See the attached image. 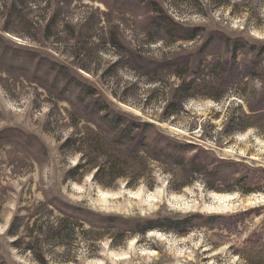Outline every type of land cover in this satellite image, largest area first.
Masks as SVG:
<instances>
[{
  "label": "rangeland",
  "instance_id": "1",
  "mask_svg": "<svg viewBox=\"0 0 264 264\" xmlns=\"http://www.w3.org/2000/svg\"><path fill=\"white\" fill-rule=\"evenodd\" d=\"M0 264H264V0H0Z\"/></svg>",
  "mask_w": 264,
  "mask_h": 264
},
{
  "label": "trees",
  "instance_id": "2",
  "mask_svg": "<svg viewBox=\"0 0 264 264\" xmlns=\"http://www.w3.org/2000/svg\"><path fill=\"white\" fill-rule=\"evenodd\" d=\"M190 30V29H189ZM198 30H197V28H192V33H189V34H187V36H188V38L187 39H190V40H192L198 33ZM236 51H237V49H234L233 50V53H235L236 54ZM181 73V72H180ZM179 72H177V75L178 74H180ZM180 76V75H179ZM192 83H193V81H189L188 83H186V82H183L182 84H181V86H179V91H182V92H185V93H187L188 92V88H190L191 87V85H192ZM183 94V93H182ZM94 106H95V104H94ZM95 110H96V114L97 115H99V112H101L100 110V107H95ZM97 118H99V117H97ZM101 118V121H103L104 122V129H107V130H120V126H121V124H122V122H121V117H119V116H110V113L109 114H104V115H102V117H100ZM96 124V123H95ZM98 125V124H97ZM145 125H148V124H145ZM136 128H138V125L136 126ZM102 129V128H101ZM104 131V130H103ZM126 132H128V133H131L132 132V130L131 129H129V128H125L124 130H123V133H124V135H123V138L125 139V136H126ZM129 136V135H128ZM130 140H128V142H129ZM138 143H139V145H137L138 147L137 148H143V149H146L147 147H146V143H143V142H140V141H138ZM147 150V149H146ZM82 167V164H77L76 165V168L75 169H79V168H81ZM102 172V168H97V170H96V174H95V176H97L99 173H101ZM82 214H87L85 211H83V210H81V209H79V208H72V210L71 211H69V213H63V215L65 216L64 218H62L61 220H60V222L61 221H63V222H70L72 225H74V226H76V227H78V226H83V224L86 222V220H87V222H88V219H86V215H82ZM64 219H66V220H64ZM15 220V219H14ZM14 220H13V222H12V224H11V226L12 227H14ZM89 222H92V221H89ZM178 223H180V222H178ZM91 224V226H93L94 225V223H90ZM107 224H110V222L108 221V223L107 222H105V221H102V222H100V223H98L97 225H95V226H101V227H103V225H107ZM152 225H149V228L151 227ZM59 228V227H58ZM57 228V229H58Z\"/></svg>",
  "mask_w": 264,
  "mask_h": 264
}]
</instances>
